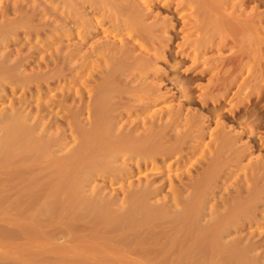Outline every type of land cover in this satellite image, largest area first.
Instances as JSON below:
<instances>
[{
	"label": "rangeland",
	"instance_id": "374dc122",
	"mask_svg": "<svg viewBox=\"0 0 264 264\" xmlns=\"http://www.w3.org/2000/svg\"><path fill=\"white\" fill-rule=\"evenodd\" d=\"M37 1L0 0V19L30 12ZM72 1L56 8L70 25L59 14L42 34L0 43V54L42 46L36 57L48 61L43 70L61 72L0 86V264H264V0H152L151 14L167 25L150 50L161 58L148 77L159 99H138L123 121L173 117L172 133L192 137L155 165L113 161L106 142L98 150L102 131L71 129V110L93 101L95 80L107 71L108 52L97 45L134 42L105 34L95 21L101 14L91 11L95 20L87 23ZM59 42L82 43V52L59 63ZM20 112L29 118L9 117ZM209 160L216 164L211 177ZM150 188L158 192L132 199Z\"/></svg>",
	"mask_w": 264,
	"mask_h": 264
},
{
	"label": "bare ground",
	"instance_id": "6f19581e",
	"mask_svg": "<svg viewBox=\"0 0 264 264\" xmlns=\"http://www.w3.org/2000/svg\"><path fill=\"white\" fill-rule=\"evenodd\" d=\"M38 1L40 3V0ZM38 1H37V4H38ZM53 1L54 3H51L52 1L50 3L49 2L46 3L45 1L43 2L41 0L40 4L47 8L55 6L54 9L49 8L51 10H47V8H45L46 11L38 10L37 9L38 7L36 8L35 6L37 5L35 4L36 3L35 2L34 9L32 10L31 8V11H30L32 13L24 12V10L22 12L20 10L21 14L17 13L19 9L16 10L18 7H17V3L15 2L16 4L14 3V7L15 8L17 7V8L16 9L14 8V9L17 12L11 19L8 20L6 19L3 13L1 14V16L3 15V17H1L0 19V43L3 41L5 42L8 41L9 37H13L15 41H17L18 36H20L21 34H24V35H28L31 33H41L42 34L43 30L46 29L44 28V26H47V25L51 26L50 24H53L54 23L53 21H56L59 19L60 17L58 16L59 14H61V16L65 18L64 20L65 22L62 21L64 22L63 23L64 25L62 26H65L66 22H68L66 19L67 17L66 11L60 13L59 10H57L56 8L62 5L64 1L67 2V0H53ZM75 1L77 3L80 2L79 4L82 9L80 8L81 10L79 9V11L77 10V12H80L79 13L80 17L83 18V16H85V18L87 19L86 21H88L87 23L91 22L94 19L92 18L93 16L90 15L91 11L92 13L94 12V14L96 15L101 14L103 16V20L101 19V21H99L98 20L99 17H95L96 20L95 19L94 20L97 21L96 24L98 25L99 28H101L104 31L105 34L107 35L113 34L111 36L114 37L116 35L124 33L125 38L127 36L128 40L130 41L134 40V42L132 44H128L125 41H121L120 44H117L115 42L113 43L106 42L105 44L101 43L97 45L99 51L101 50V52H103L104 54H107L108 52L106 57L110 59L106 61L105 69L107 68V71L104 70L105 73L100 72V76L95 80L96 87L93 90V93H94L93 101L91 100L92 102L89 103L88 106L86 107H83V105H80V107H77V109L71 110L72 112H70V117L73 120L71 122V129L74 131L80 132L81 134H87V133L91 135L95 134V136L97 137L101 135L100 133L102 131L103 135L99 137V139L102 138L100 139L101 142L100 143L97 142L99 143L98 150L101 148L100 146L102 144L104 145L106 142L108 145L106 144V146L104 145V147L106 148L108 146V148L110 149L109 151L111 152L110 159L113 161L120 159L122 156H125L126 158V160H124L125 162L137 159V164H140L142 160H145L147 163L151 162L152 164L155 165L156 161L158 160L160 156L165 160L168 155H171L177 149L181 150L183 146H185V144L188 143V140L192 139V137L191 135L186 134L185 132L178 133L176 135L172 133V131L174 130L175 123H176L175 118L169 117V120L164 123H160L159 121H157L159 119L154 118V116H152L153 118L150 117L149 120L146 119L145 121H142L141 123H128L127 121H123L124 115H126L125 117H127L128 113H133L135 111L136 107H133L134 105L132 103H135V102L137 103L138 99L154 98L153 101H156L159 99L158 97H156L157 92L155 93L156 91L155 88L157 89V86L152 85L151 82L149 84L148 77H149L150 71L157 70L155 67V63L157 62V60L161 58H159L157 55H154V56L150 55V52H151L150 50H151L153 41L155 39L161 38V37L159 38L156 35V31L161 30L160 32L162 33V31L164 30L166 32L167 25L163 21L160 22L161 20H159L158 15L155 16L151 14L149 7L152 5V0H80V1L73 0L72 1L73 4L75 3V5H77ZM168 1L169 0H166V2ZM177 1H179L180 3H184V0H177ZM191 1L193 2L194 0H191ZM201 3L202 2H200V5ZM87 4L89 5L88 7H90L89 10H86ZM25 11L27 10L25 9ZM49 12H51L54 17L45 18L46 16L44 15H46V13H49ZM22 14H25L24 16L26 17L28 16V18L26 19V17L22 16ZM28 14H31V15L29 16ZM65 14H66V17H65ZM104 23H108L109 26H111V28L105 27ZM66 25H70V24H66ZM62 26L54 25V27L52 28V31H58L62 28ZM27 42L30 43V41H27ZM36 44L37 46L39 45V43L37 42ZM82 47H83L82 43L77 44L75 48H71L69 45L63 44V42L57 43L56 51L59 55L60 54L63 55L61 56V62L59 63H63L64 65H66L68 62V59L72 57L73 52L78 51L79 52L78 55H80V51L82 52ZM41 48L43 47L38 46L37 50H41ZM37 50L33 49L29 53L27 52L28 54H21L19 51L14 52L13 50L3 51L0 54V86L1 85L5 86L6 82H10L13 85H16L18 83L28 84L36 80L37 78L49 79L50 77H55L57 75L59 76L61 73L59 70L60 68L59 66H57L59 68L55 71V73L54 72L49 73L48 70H43V66L47 67L49 63L46 60H42L41 58L36 57V53H38ZM78 55L77 57H79ZM94 55L93 57H98L96 56V54ZM75 57L76 56L74 55V58ZM261 58L257 57L255 60L259 61L261 60ZM100 79H102L101 82L99 81ZM177 111H179V109H177ZM22 112H20L19 115H17V113H15V115L12 113L13 115L9 117H11L12 119L17 118V119H22V120H24V118L26 119L27 116L29 118L30 114H27V116H25L23 115L24 113ZM169 112L170 113L172 112V108L169 109ZM37 117L40 118V115ZM185 119L187 122L189 121L188 118H185ZM192 119H193V116H192ZM199 120H203V119L200 118ZM4 121L7 122L8 124L7 120H4ZM9 123H10V120H9ZM180 123H182V121ZM204 123H205L204 121L203 122L198 121L196 123L200 127L201 133L204 127ZM193 127L194 126H192V128ZM220 128H222V126H220ZM88 137L90 136L88 135L86 138L89 140V143L87 144H90L91 139H89ZM93 145H94V142H93ZM222 158H224V156ZM103 160L104 159H102V162L105 163L104 162L105 160L104 161ZM211 160L208 161V166H207V168L209 169L210 177L215 171L214 167L216 165V164L214 165V163H216L215 161L216 159H214L213 161L214 163ZM224 160L226 161L225 158ZM224 160L221 161V163L224 162ZM100 162L101 161H99V163ZM102 162L100 164H102ZM99 163L97 164L99 165ZM218 163H219V159H218ZM216 173L219 174L218 172ZM204 178H206V180L210 179V178H207V176ZM212 178H211V181L214 180V179L212 180ZM169 179H170V184H172L173 178L171 177V175H169ZM204 180L205 179H202V182H205ZM153 182H154V179L148 183L153 184ZM140 187L142 188V186ZM150 190H152V188L148 189V192L147 190L146 192H143V193L135 192V194H133L132 199L134 200L136 199V201H141V199L146 197L145 196L146 193L153 195L158 192V191H150Z\"/></svg>",
	"mask_w": 264,
	"mask_h": 264
}]
</instances>
